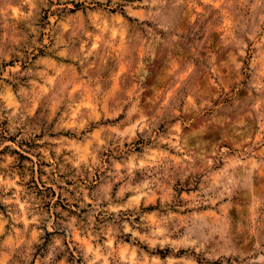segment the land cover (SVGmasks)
<instances>
[{
    "label": "rangeland",
    "instance_id": "rangeland-1",
    "mask_svg": "<svg viewBox=\"0 0 264 264\" xmlns=\"http://www.w3.org/2000/svg\"><path fill=\"white\" fill-rule=\"evenodd\" d=\"M0 264H264V0H0Z\"/></svg>",
    "mask_w": 264,
    "mask_h": 264
},
{
    "label": "trees",
    "instance_id": "trees-1",
    "mask_svg": "<svg viewBox=\"0 0 264 264\" xmlns=\"http://www.w3.org/2000/svg\"><path fill=\"white\" fill-rule=\"evenodd\" d=\"M53 192V191H52ZM72 212V211H71ZM48 233V232H47ZM127 240V239H126ZM160 256H164L163 252L160 251Z\"/></svg>",
    "mask_w": 264,
    "mask_h": 264
}]
</instances>
